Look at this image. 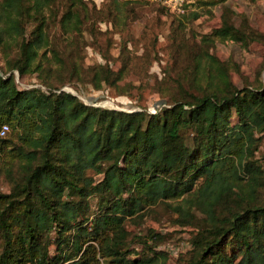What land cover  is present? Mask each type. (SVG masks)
Wrapping results in <instances>:
<instances>
[{"label": "trees", "instance_id": "1", "mask_svg": "<svg viewBox=\"0 0 264 264\" xmlns=\"http://www.w3.org/2000/svg\"><path fill=\"white\" fill-rule=\"evenodd\" d=\"M51 2L0 0V127H9L0 153L13 149L12 130L23 166L0 192V264H166V252L153 245L158 233L131 240L124 223L168 200L176 201V223L192 229L185 264H264V168L255 157L264 137V84L233 85L205 45L188 71L189 87L154 112L88 105L61 89L73 80L51 75L77 69L51 47L44 16ZM71 16L68 10L60 20L65 32ZM210 35L264 38L226 19ZM15 72L20 79L37 73L44 88H20ZM88 72L95 89L123 78L122 69L102 64Z\"/></svg>", "mask_w": 264, "mask_h": 264}, {"label": "rangeland", "instance_id": "2", "mask_svg": "<svg viewBox=\"0 0 264 264\" xmlns=\"http://www.w3.org/2000/svg\"><path fill=\"white\" fill-rule=\"evenodd\" d=\"M189 1L190 6L185 12L176 14L159 0H75V4L70 0H52L44 8L46 34L51 47L61 51L65 63L72 58L77 66L76 71L66 69L61 78L52 71L53 80H73L61 89L75 93L86 104L90 97H96L88 105L123 111L144 108L154 112L159 106L166 105L170 97L181 94L182 86L189 87L192 72L188 71L203 54L205 45H209L210 55L227 67L233 85L240 88L247 84H264V38L232 40L210 35L224 19L248 32L264 33V0ZM68 10L72 16L66 22L68 32H65L60 20ZM74 23L76 29L72 28ZM30 28L29 24L28 32ZM59 35L65 40L58 41ZM205 37L209 39L207 44L203 42ZM47 55L51 56L50 53ZM98 64L107 65L114 71L122 69L123 78L114 86L103 85L101 89H95L89 82L92 76L88 68ZM0 65L4 66L2 56ZM15 81L20 88L42 86L37 73L20 79L15 72ZM8 137L14 147L11 149V145L0 153V192L4 193L10 189L8 177L19 178L23 173L22 161L15 156L20 143L12 130ZM255 157L264 168V137ZM88 175L94 181L101 177L92 171ZM89 199L93 210L96 198ZM175 203L168 200L146 205L127 218L124 225L131 240L151 230L158 233L160 243L153 245L166 252V264H185L183 254L190 249L192 229L176 223L179 214L174 210ZM174 250L180 253L175 255L171 252ZM162 262L158 258L150 264ZM99 264L105 263L100 261Z\"/></svg>", "mask_w": 264, "mask_h": 264}, {"label": "built area", "instance_id": "3", "mask_svg": "<svg viewBox=\"0 0 264 264\" xmlns=\"http://www.w3.org/2000/svg\"><path fill=\"white\" fill-rule=\"evenodd\" d=\"M163 3L170 11L176 13H183L186 10L185 0H159ZM9 127L7 124H3L0 127V137H5Z\"/></svg>", "mask_w": 264, "mask_h": 264}, {"label": "water", "instance_id": "4", "mask_svg": "<svg viewBox=\"0 0 264 264\" xmlns=\"http://www.w3.org/2000/svg\"><path fill=\"white\" fill-rule=\"evenodd\" d=\"M72 94H73V95H76V94L73 93V92H72ZM95 99H96V97H94V98L90 97V98L88 99V102H87V103H88V104H91L92 101L95 100ZM160 101H163V100H160Z\"/></svg>", "mask_w": 264, "mask_h": 264}]
</instances>
